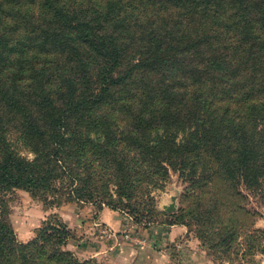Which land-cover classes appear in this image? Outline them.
I'll return each mask as SVG.
<instances>
[{"label":"trees","instance_id":"obj_1","mask_svg":"<svg viewBox=\"0 0 264 264\" xmlns=\"http://www.w3.org/2000/svg\"><path fill=\"white\" fill-rule=\"evenodd\" d=\"M172 172L194 203L171 225L223 255L263 247L240 222L264 189V0H0V197L119 211ZM7 215L0 264H93L59 216L20 243Z\"/></svg>","mask_w":264,"mask_h":264},{"label":"rangeland","instance_id":"obj_2","mask_svg":"<svg viewBox=\"0 0 264 264\" xmlns=\"http://www.w3.org/2000/svg\"><path fill=\"white\" fill-rule=\"evenodd\" d=\"M12 138L13 139L11 140L14 147L23 156L32 159L33 155L30 153L28 148H26L19 141L17 135L13 134ZM187 188V184L179 176V174L172 172L171 180L166 184V186L152 188V194L150 196L152 199L149 197L150 201H146L145 204L142 203L139 205L140 202H138L137 199H134V201L129 203L126 198L123 199V203H117V207L121 208L118 209L120 212H125L127 215L129 214L128 217L131 222H128L130 225V231L127 233L134 235L136 231L140 229H151L152 227L159 226L163 227L164 225H171L177 221H181V217L177 218L172 215L173 213L166 212L162 206L169 204L171 202V196L179 192L181 194L178 200L180 208L191 209L193 207L194 197L192 196L189 199L185 198L184 194ZM245 192L249 195L247 207L252 214L253 222L240 223L255 230H264V189L260 193L248 192L247 190H245ZM109 193V199L113 196L116 203L118 200L116 188L111 187V191H109ZM0 202L2 207H5L7 210V220L13 227L18 242L28 243L32 241L36 237L37 232L43 228L44 224L49 221L52 216L57 215L66 223L68 226L67 228L71 233L70 238L64 246L66 252H71L75 258L82 262L91 261L93 264H110L107 247L111 245L110 243L116 241L114 239L115 235H113L111 230L100 223L98 227H95L96 229L93 228L91 230L89 235H86L88 233L85 232L84 236L89 237V239L81 242V240L86 237L80 234L81 232L78 230V227H76L75 230L70 227L69 222L64 219V215L62 214L63 212L67 215L68 213H73L75 215L77 211L85 205L92 207L94 205V208L98 210L99 207L97 204L73 201L65 203L61 206H50L45 204L43 200L37 199L29 192L21 189H14L10 192L2 194ZM129 204L138 207V209L131 206H124ZM129 209L134 212L136 217L142 218V222L137 223L135 216L131 215ZM55 220L56 219L53 220L54 223L57 222ZM163 228L167 229V227ZM197 230L198 228L193 226L191 233H193L195 238H197ZM238 243L241 244L239 247L235 246V248L225 255H223V251V253L220 251L211 252L207 247L206 249L202 243L201 245L206 250L209 258L214 264H264V251L262 249L264 248V243L261 245L263 246L262 248L255 247V243H253L255 248H252L251 252H249L250 248H248L245 240L243 241L240 239V242H237V245ZM98 252H102V254L94 257Z\"/></svg>","mask_w":264,"mask_h":264},{"label":"crops","instance_id":"obj_3","mask_svg":"<svg viewBox=\"0 0 264 264\" xmlns=\"http://www.w3.org/2000/svg\"><path fill=\"white\" fill-rule=\"evenodd\" d=\"M62 214L70 227H78L82 236L85 232L89 235L100 223L111 230L116 241L107 247L110 264H214L201 242L184 225L145 228L131 235L127 233L131 220L124 212L85 205L75 215ZM84 237L81 242L89 239Z\"/></svg>","mask_w":264,"mask_h":264},{"label":"water","instance_id":"obj_4","mask_svg":"<svg viewBox=\"0 0 264 264\" xmlns=\"http://www.w3.org/2000/svg\"><path fill=\"white\" fill-rule=\"evenodd\" d=\"M181 194L178 192L177 194L171 196V202L169 204H165L162 208L168 213H175L179 209L178 200Z\"/></svg>","mask_w":264,"mask_h":264},{"label":"built area","instance_id":"obj_5","mask_svg":"<svg viewBox=\"0 0 264 264\" xmlns=\"http://www.w3.org/2000/svg\"><path fill=\"white\" fill-rule=\"evenodd\" d=\"M128 237V236H127Z\"/></svg>","mask_w":264,"mask_h":264}]
</instances>
